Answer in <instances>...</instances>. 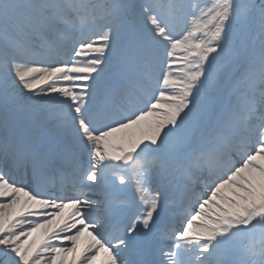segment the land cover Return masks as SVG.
<instances>
[{
  "label": "snow or ice",
  "instance_id": "1",
  "mask_svg": "<svg viewBox=\"0 0 264 264\" xmlns=\"http://www.w3.org/2000/svg\"><path fill=\"white\" fill-rule=\"evenodd\" d=\"M0 264H264V0H0Z\"/></svg>",
  "mask_w": 264,
  "mask_h": 264
},
{
  "label": "rangeland",
  "instance_id": "2",
  "mask_svg": "<svg viewBox=\"0 0 264 264\" xmlns=\"http://www.w3.org/2000/svg\"><path fill=\"white\" fill-rule=\"evenodd\" d=\"M199 2L204 5V4H210L211 0H199Z\"/></svg>",
  "mask_w": 264,
  "mask_h": 264
}]
</instances>
